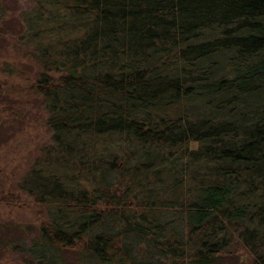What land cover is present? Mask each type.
<instances>
[{
	"label": "trees",
	"instance_id": "16d2710c",
	"mask_svg": "<svg viewBox=\"0 0 264 264\" xmlns=\"http://www.w3.org/2000/svg\"><path fill=\"white\" fill-rule=\"evenodd\" d=\"M10 1L0 41L15 17L52 144L19 182L45 217L6 248L27 264H264V0H19L9 20Z\"/></svg>",
	"mask_w": 264,
	"mask_h": 264
},
{
	"label": "rangeland",
	"instance_id": "374dc122",
	"mask_svg": "<svg viewBox=\"0 0 264 264\" xmlns=\"http://www.w3.org/2000/svg\"><path fill=\"white\" fill-rule=\"evenodd\" d=\"M7 7L10 20L13 13L18 17L20 11L28 10L29 4L12 0ZM19 24L12 18L4 27L5 40L0 41V55L14 70L12 75L0 70L4 85L0 95V264H27L23 256L12 254L6 243L32 238L45 217L43 207L19 188V182L40 165L52 144L43 101L29 92L36 67L28 60L30 48L17 39ZM230 261L223 259V264H232Z\"/></svg>",
	"mask_w": 264,
	"mask_h": 264
}]
</instances>
